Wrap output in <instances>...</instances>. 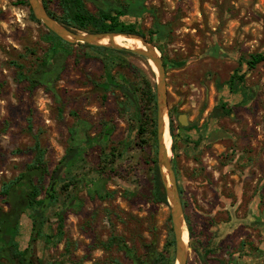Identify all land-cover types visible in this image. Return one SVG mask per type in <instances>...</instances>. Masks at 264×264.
<instances>
[{
	"label": "rangeland",
	"instance_id": "374dc122",
	"mask_svg": "<svg viewBox=\"0 0 264 264\" xmlns=\"http://www.w3.org/2000/svg\"><path fill=\"white\" fill-rule=\"evenodd\" d=\"M26 1L0 0V208H10L3 183L19 177L35 157V136L51 173L74 141L82 148L57 187L42 236L33 231L31 210L22 215L20 250H30L41 264H134L132 257L144 258L154 242L160 257H173L175 264L170 206L150 198L158 164L157 109L156 133L149 125L140 134V111L121 88L108 85L110 76L115 84L137 85L141 113L150 120L143 90L149 81L156 94V74L141 57L73 44L54 88L32 89L22 76L41 70L43 58H54L55 51ZM50 1L57 11L59 0ZM145 5L146 13L122 21L136 24L166 65L168 112L175 121L170 152L189 233L187 264H264V222L247 218L252 193H264V63L254 69L247 64L252 55L264 54V0ZM236 73L245 78L232 88ZM180 115H186V127ZM50 185L47 177L38 200Z\"/></svg>",
	"mask_w": 264,
	"mask_h": 264
},
{
	"label": "trees",
	"instance_id": "16d2710c",
	"mask_svg": "<svg viewBox=\"0 0 264 264\" xmlns=\"http://www.w3.org/2000/svg\"><path fill=\"white\" fill-rule=\"evenodd\" d=\"M103 1V0H101ZM108 8L106 10L100 9L96 6L95 12H92L88 6L86 0H59L57 11L51 8V1L45 0L44 5L49 15L57 20L59 23L77 31H83L88 33H100V32H113V33H125V34H137L143 36L145 39L147 36L137 29L136 24H126L122 21V18L130 15H141L148 11L145 5V0H126L125 3H119L115 1L105 2ZM28 4V1L25 2ZM32 18L40 23L34 17L31 11ZM158 31H160L157 28ZM152 35H156L152 32ZM46 41L51 45V49L55 51V57L45 56L41 62V70L35 72L31 76H22L24 80H28L32 89L38 86H45L49 89H53L55 83L58 81L61 71L64 68L65 59L68 56V49L73 46L52 32H48L46 35ZM152 42L151 39L148 40ZM82 47L92 48L100 52H107L111 54H123L133 55L127 51L119 52L105 47L98 48L92 45L80 44ZM108 61V62H107ZM111 58L106 59V66L110 67V63H113ZM260 63H264V54H255L251 56V59L247 61V64L251 69L256 68ZM165 68L166 65L164 64ZM153 74V73H152ZM154 75V74H153ZM244 75L238 73L231 76L229 82L231 87L244 81ZM115 87H119L123 90L127 99L134 105L136 110L140 111L139 118V133L143 134L148 129L149 125L154 128L156 133V94L154 92V85L149 81L145 82L143 97L147 104L151 107L152 117L150 120L144 118L141 113L142 109V97L140 88L137 85L124 86L115 84L112 77H109V84ZM223 112L230 114V110L226 108V105L222 106ZM29 131L32 132L33 125L32 119H29ZM170 128L171 133L174 135L175 121L170 113ZM81 145L79 142L74 141V144L69 148L59 162L58 166L51 173L49 166L45 160L46 150L43 148L40 139L35 136V144L33 147L35 157L33 161L27 166L19 177L14 178L8 182H4L1 187V195L5 200V203L10 207L8 211H4L0 208V264H41L37 257L33 256L30 250H20L17 238L20 231V220L23 214L28 210H31L33 231L38 237L42 236L43 229L45 228L48 219L47 212L50 206L57 202V187L66 180L63 178L64 172L72 167L73 162L81 153ZM155 172L152 183V189L150 191V198L156 203L168 204L167 195L161 179L158 164L155 163ZM174 165V163H173ZM175 167V166H174ZM176 169V167H175ZM177 172V170H176ZM49 177L51 185L47 189V193L44 199L38 200L41 196V190L44 186L46 178ZM178 178V175H177ZM55 184L54 190L51 191L52 185ZM180 190V189H179ZM181 193V192H180ZM187 223L190 226V220L186 217ZM189 232L192 235V229L189 227ZM47 240L51 237L46 236ZM170 245H175V239L170 241ZM146 255L144 258L133 256L134 264H173V257L168 258L160 257L157 251L156 243L151 242L146 245Z\"/></svg>",
	"mask_w": 264,
	"mask_h": 264
},
{
	"label": "water",
	"instance_id": "95a60500",
	"mask_svg": "<svg viewBox=\"0 0 264 264\" xmlns=\"http://www.w3.org/2000/svg\"><path fill=\"white\" fill-rule=\"evenodd\" d=\"M28 1L30 9L36 20L42 23L49 32L54 33L62 40L70 44L80 43L96 47L110 48L117 51H127L145 59L146 61L152 62L156 67V71H153L156 74L158 167L171 210L172 227L175 238V264H187L189 257V245L188 241L187 243L184 241V233H188L186 230L185 211L180 195L177 172L173 165L171 155L169 156V151L164 142L166 132L168 131L170 134V117L168 112L167 71L161 54L157 48H155L141 35L113 32L83 33L75 29H71L51 17L42 0ZM86 1L103 10L108 8L107 4L101 0ZM116 35H123L133 39H138L141 41L143 48L123 47L115 43L114 38ZM107 37L110 39L109 43H101ZM179 121L183 127L188 125L186 115H180ZM54 187L55 184L52 185L51 191L54 190Z\"/></svg>",
	"mask_w": 264,
	"mask_h": 264
},
{
	"label": "bare ground",
	"instance_id": "6f19581e",
	"mask_svg": "<svg viewBox=\"0 0 264 264\" xmlns=\"http://www.w3.org/2000/svg\"><path fill=\"white\" fill-rule=\"evenodd\" d=\"M125 34V33H124ZM110 39L107 37L106 39H104L101 43H104V44H107L109 43ZM114 41L115 43L123 46V47H127V48H143L142 44H141V41L138 40V39H133L131 37H126V36H123V35H116L115 38H114ZM149 66L154 70L156 71V67L154 66V64L150 61H147ZM164 142H165V145L169 151V156L171 155V152H170V147H171V138H170V135H169V132L167 131L166 134H165V137H164ZM188 233L185 232L184 233V241L185 243H187L188 241Z\"/></svg>",
	"mask_w": 264,
	"mask_h": 264
},
{
	"label": "crops",
	"instance_id": "0c3cea01",
	"mask_svg": "<svg viewBox=\"0 0 264 264\" xmlns=\"http://www.w3.org/2000/svg\"><path fill=\"white\" fill-rule=\"evenodd\" d=\"M252 197L250 198V201H249V212H251L249 215V218L250 221H255V220H258V221H263L264 222V208H263V205L261 204L262 203V199H263V196H264V193L262 191V189H258V192H255L254 194L252 193L251 195ZM259 212H261L259 214Z\"/></svg>",
	"mask_w": 264,
	"mask_h": 264
}]
</instances>
